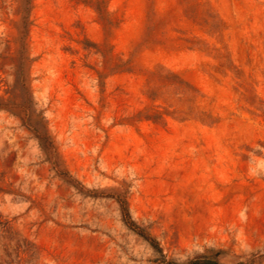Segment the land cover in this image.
Wrapping results in <instances>:
<instances>
[{
  "label": "rangeland",
  "instance_id": "374dc122",
  "mask_svg": "<svg viewBox=\"0 0 264 264\" xmlns=\"http://www.w3.org/2000/svg\"><path fill=\"white\" fill-rule=\"evenodd\" d=\"M264 264V0H0V264Z\"/></svg>",
  "mask_w": 264,
  "mask_h": 264
},
{
  "label": "trees",
  "instance_id": "16d2710c",
  "mask_svg": "<svg viewBox=\"0 0 264 264\" xmlns=\"http://www.w3.org/2000/svg\"><path fill=\"white\" fill-rule=\"evenodd\" d=\"M186 264H219V263L203 258L188 262Z\"/></svg>",
  "mask_w": 264,
  "mask_h": 264
}]
</instances>
